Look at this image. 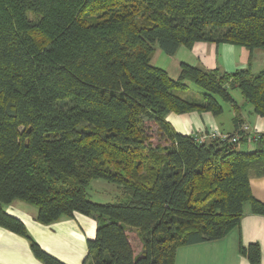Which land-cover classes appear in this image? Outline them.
<instances>
[{
  "label": "trees",
  "instance_id": "1",
  "mask_svg": "<svg viewBox=\"0 0 264 264\" xmlns=\"http://www.w3.org/2000/svg\"><path fill=\"white\" fill-rule=\"evenodd\" d=\"M201 41L264 49V0H0V226L44 264H67L3 207L20 199L38 206L42 224L94 216L93 264H175L180 247L240 227L247 205L264 215L251 187L264 176V131L200 142L167 119L219 116L224 101L238 127L234 88L264 117V70L183 62L173 78L152 64L157 46L174 55ZM191 83L198 90L187 93ZM151 122L164 143L152 142ZM247 140L253 151L240 148ZM93 179L122 195L92 200ZM240 253L263 264L259 243Z\"/></svg>",
  "mask_w": 264,
  "mask_h": 264
},
{
  "label": "crops",
  "instance_id": "2",
  "mask_svg": "<svg viewBox=\"0 0 264 264\" xmlns=\"http://www.w3.org/2000/svg\"><path fill=\"white\" fill-rule=\"evenodd\" d=\"M184 48L193 52L196 61L183 59L180 65L185 62L197 67H204L205 70L218 68L226 72H233L246 65V63L238 61V56L244 50L239 45L201 41L192 48L186 46ZM180 50L181 46L177 52ZM234 112V110L231 111L228 117L214 116L209 111H192L180 114L171 112L167 119L178 132L191 134L203 141L213 138L208 134L212 131H217L220 135H224L223 133L233 134L242 125L249 127L247 131L251 137L255 135V129L264 130V117L256 115L253 109L249 110L251 116L246 115L245 112L241 113V124L239 123L238 127L233 119ZM240 148L253 151L255 149L254 141L247 140L240 144ZM251 187L253 194L264 202V176L252 175ZM30 210V214L24 212L18 214L12 210H8V212L25 221V225L46 251L67 264H83L89 252L87 241L96 236L97 219L94 216L76 213L73 217L64 216L51 224H42L36 220L38 209L30 207ZM250 243L260 244L264 264V215L252 213L250 206L247 205L240 227L233 229L221 239L180 247L175 264H251L240 253V245L247 246ZM0 264L44 263L35 256L30 241L26 237L0 226Z\"/></svg>",
  "mask_w": 264,
  "mask_h": 264
},
{
  "label": "rangeland",
  "instance_id": "3",
  "mask_svg": "<svg viewBox=\"0 0 264 264\" xmlns=\"http://www.w3.org/2000/svg\"><path fill=\"white\" fill-rule=\"evenodd\" d=\"M184 47L185 46H181V50L179 52H177V54L175 53L176 56H174V55L172 56V55L165 53L163 50H161L157 46L156 52H155L153 59H152V64L167 70L169 72L170 76H172L173 78H177L179 75V72H180V67H181L180 62L183 59H185V60L191 59V60H193V62L196 61L193 52H190L189 50H187ZM242 49H244V50H243V52L240 53V56H238V59H239L238 61L241 63H246V65L244 67H240L239 69H247L248 68L255 74L263 71L264 70V49L255 48L254 50H249L245 46H242ZM201 68H204V67H201ZM222 71H224V70L222 69ZM190 86H191L190 90L187 93H192V92H195L196 90H198V88L195 84L191 83ZM178 93H180L181 95L186 94V92H182V91L181 92L178 91ZM231 93L239 104V107H240L239 112H241L242 114H243V112H245L246 115L251 116L249 110H252L253 106L250 102H248L245 99V97L241 93L240 89L239 88L231 89ZM221 102L224 106V112L220 115L224 116V117L230 116L231 111L234 110L233 106L228 102H224V101H221ZM234 114L236 115V111L234 112ZM240 116H241V114L239 115V117ZM248 128H249L248 126L244 127L242 125L241 128H239L233 134L242 135V134L248 132L247 131ZM149 132L151 134L152 142L154 144L164 143V139L161 136V133L159 132L158 127L155 123H153V122L149 123ZM261 132L262 131H258V129H255V135L252 137L256 138V136ZM208 134L212 135L211 137L222 136V134L220 135L219 133H217V131H212ZM214 134H215V136H214ZM223 134L224 135H233L230 133H223ZM196 139L200 142H205L203 140L198 139L197 137H196ZM89 195H90V198L92 200L97 201V202H114V201H117L118 197L122 195V188L119 187L115 183H111V182L103 180V179H93L91 181L90 186H89ZM3 207L7 211L12 210L13 212H16L18 214H22L23 212L26 214H30V212H31L30 207H33L34 209H38L37 205L25 202V201L20 200V199H16L9 204H4ZM37 213H38V210H37ZM17 217H19V216H17ZM22 221L25 222L24 220H22ZM26 231L33 238L34 241L39 243L36 240L37 238L30 232V230L28 229L27 226H26ZM134 232H136V231H134ZM131 237H132L133 243H134V239H136L135 235L132 234ZM138 241H140V243H141V240L139 238H138ZM135 244H136V242H135ZM85 261L87 264H93L94 263L92 256L89 255V252H88V255H87Z\"/></svg>",
  "mask_w": 264,
  "mask_h": 264
},
{
  "label": "built area",
  "instance_id": "4",
  "mask_svg": "<svg viewBox=\"0 0 264 264\" xmlns=\"http://www.w3.org/2000/svg\"><path fill=\"white\" fill-rule=\"evenodd\" d=\"M215 136V134H214ZM220 138L222 139H230L234 142H237L239 139H240V135H236V134H233V135H222L220 136Z\"/></svg>",
  "mask_w": 264,
  "mask_h": 264
}]
</instances>
